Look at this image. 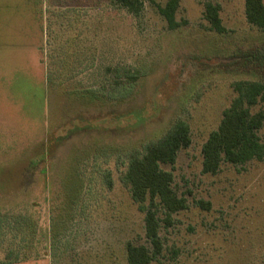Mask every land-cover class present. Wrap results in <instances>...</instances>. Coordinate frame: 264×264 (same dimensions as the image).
Segmentation results:
<instances>
[{
  "label": "rangeland",
  "instance_id": "obj_1",
  "mask_svg": "<svg viewBox=\"0 0 264 264\" xmlns=\"http://www.w3.org/2000/svg\"><path fill=\"white\" fill-rule=\"evenodd\" d=\"M165 2L142 0L134 16L109 0H0V209L31 214L26 258L8 264H127L126 243L152 250L122 175L177 121L190 142L161 168L186 208L160 221L150 264H264V160L201 172L231 84L264 76V31L244 0H179L169 30ZM205 3L225 32L209 28ZM108 67L137 73L123 95ZM86 88L102 92L88 100Z\"/></svg>",
  "mask_w": 264,
  "mask_h": 264
},
{
  "label": "trees",
  "instance_id": "obj_2",
  "mask_svg": "<svg viewBox=\"0 0 264 264\" xmlns=\"http://www.w3.org/2000/svg\"><path fill=\"white\" fill-rule=\"evenodd\" d=\"M109 2L134 16L142 10V0ZM178 7L179 0H166L164 5H157L158 12L169 30H174L181 24L175 18ZM219 10L218 4L205 3L204 18L211 30L222 33L226 30L221 23ZM244 12L246 21L251 26L264 31V0H244ZM248 57L251 56H241L240 59ZM106 71L112 73L114 88H120L116 90L120 95L133 86L130 82L137 78V73L129 72L126 67H108ZM56 76L53 78L57 80ZM122 79H126L124 85ZM231 87L235 96L222 111L216 129L209 133L201 146V172L205 174H216L222 162L243 166L250 161L264 160V142L257 133L264 125V109L251 112L253 106L264 103V76L259 80L235 81ZM86 90L88 100L97 98V93L102 92L100 89ZM83 97L86 95L83 94ZM189 142L187 124L177 121L159 142L148 146L141 156L129 159L122 175L123 180L129 187L131 199L144 212L145 237L153 248L149 250L145 245L126 243L127 264H150L152 258L161 252L162 244L158 236L160 221L169 225L170 214L186 208V199L178 196L173 189L172 172L162 169L161 165L173 164L178 151ZM199 204L201 208H209V202L199 201ZM158 208L165 211L164 219L157 216ZM30 216L29 209L21 207L0 209V253L3 255L0 262L3 264L26 258V254H23L26 251L23 237H26ZM12 221H16L17 226Z\"/></svg>",
  "mask_w": 264,
  "mask_h": 264
}]
</instances>
